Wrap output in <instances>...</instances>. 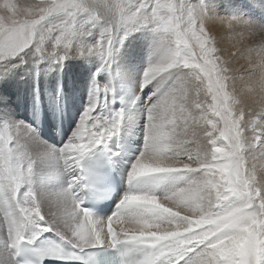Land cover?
Here are the masks:
<instances>
[{
  "label": "snow or ice",
  "instance_id": "snow-or-ice-1",
  "mask_svg": "<svg viewBox=\"0 0 264 264\" xmlns=\"http://www.w3.org/2000/svg\"><path fill=\"white\" fill-rule=\"evenodd\" d=\"M215 19L261 36L237 53L247 78ZM139 32L130 80L114 66ZM89 57L88 104L58 144L0 118V264H264V22L203 0H0V65Z\"/></svg>",
  "mask_w": 264,
  "mask_h": 264
},
{
  "label": "rangeland",
  "instance_id": "rangeland-1",
  "mask_svg": "<svg viewBox=\"0 0 264 264\" xmlns=\"http://www.w3.org/2000/svg\"><path fill=\"white\" fill-rule=\"evenodd\" d=\"M221 1L203 0V4L210 15L217 17L235 15L264 22V9L261 7L264 6V0H233L234 3H228L229 6L236 4L242 11L240 14H233L224 5L219 7ZM209 28L217 38L224 59L230 62L232 72L247 78V72L251 70L245 67L248 64V59L243 55H237V53L243 52L248 47L258 43L261 36L243 31L242 26H237L235 30L230 31L227 24L222 23L220 19L210 21ZM241 32H243L242 35ZM149 43L150 35L147 32H139L129 37L120 49V56H117L115 67L118 69L116 72L126 74L130 80L138 79L146 59L147 51L144 50H148ZM234 49L236 53L231 54ZM122 52H127V54L124 55ZM30 60L33 63L39 62L35 59ZM26 62L20 63L17 60L0 65V69L4 72L18 71L20 68L19 74L15 73V75H19L17 79L10 77L11 81L17 83V91L14 82L4 83L5 81L0 75V82L2 83L0 84V92H2L3 97L6 96L5 98L8 99L9 103V105L0 104L3 106V110H0V118L31 124L37 129L42 139L52 144H58V141H54V132L62 130L63 135L60 138L62 139L64 133L68 132L73 121L78 118L80 112L88 104L89 84L98 67V60L95 57L71 58L64 61L62 65L57 64L56 66H60V68L55 71L56 73L47 69L53 65L47 61L42 66L35 64L36 67L34 68L36 69L29 67L28 70H24L27 66ZM136 64H142V67L140 68ZM43 75L47 77L44 78ZM20 113L28 114L29 117L20 116ZM49 116H51L49 119H51L53 126L50 131H47L46 122H48L47 117ZM56 134L58 135V132ZM136 134L139 135V132Z\"/></svg>",
  "mask_w": 264,
  "mask_h": 264
},
{
  "label": "bare ground",
  "instance_id": "bare-ground-1",
  "mask_svg": "<svg viewBox=\"0 0 264 264\" xmlns=\"http://www.w3.org/2000/svg\"><path fill=\"white\" fill-rule=\"evenodd\" d=\"M17 2L18 3H21V4H25V3H32V2H34V0H17ZM230 2H232V3H234L233 2V0H222L220 3H219V7H221L222 5H224V7H228V10L230 11V12H232L233 14H240L242 11L240 10V8L236 5V4H232V5H228V3H230ZM144 51H148V50H144ZM124 55H126L127 54V52H122ZM236 53V50L234 49V51L231 53V54H235ZM142 54V53H141ZM118 56H120V55H118ZM32 60H30V59H27V62H26V67L24 68V70H28L29 69V67L30 68H34V67H36L35 66V64L36 65H40V66H42L44 63H45V61H39V62H35V63H33V61L31 62ZM33 63V64H32ZM17 66H19L18 64H16ZM57 64H53L52 66H47L48 68V70H50V71H53V73H56L55 71H57L59 68H60V66H56ZM59 65V64H58ZM116 65H117V63H116ZM115 65V66H116ZM136 65H138L140 68L142 67V64H136ZM114 66V67H115ZM135 66V65H134ZM143 67H144V65H143ZM34 69H36V68H34ZM33 69V70H34ZM115 69H118L117 67H115ZM123 69V68H122ZM121 69V70H122ZM20 70V68L18 69V71ZM18 71H7V72H4L3 70H1L0 69V75H1V77L3 78V80L5 81L4 83H7V84H9L10 82H14V81H11V79H10V77L12 76V77H14L15 79H17V77H19V75H15V73L16 74H19V72ZM117 71V70H116ZM119 72V71H118ZM120 73V72H119ZM22 75V74H21ZM44 76V78H46L45 77V75H43ZM102 80H107L108 78L107 77H102L101 78ZM15 83V82H14ZM0 84H2L1 82H0ZM16 84V87H15V89H16V91H17V83H15ZM8 87V86H7ZM14 89V90H15ZM7 90H9V89H7ZM10 91V90H9ZM11 96V95H10ZM6 97V96H5ZM5 97H3L2 96V92H0V104H2V103H6V104H8L9 105V103H8V99H6ZM2 99V100H1ZM11 100V99H10ZM32 101H34V100H32ZM19 103V102H18ZM17 104V103H16ZM7 105V106H8ZM6 106V107H7ZM9 107V106H8ZM5 108V107H4ZM8 109V108H7ZM0 110H3V106H1L0 105ZM29 115L31 116V114L29 113ZM20 116H24L25 118L26 117H29L28 116V114H25V113H20ZM48 118V122H46V130L47 131H50L51 130V127L53 126V124L51 123L52 121H51V119H49V118H51V116H49V117H47ZM55 126V125H54ZM56 132H58V135L56 134ZM46 134V133H45ZM54 135H55V137H54V141L56 142V141H58V142H60L61 141V136L63 135V131L62 130H60V131H55L54 132ZM98 216V215H97ZM99 217H104V216H99Z\"/></svg>",
  "mask_w": 264,
  "mask_h": 264
}]
</instances>
